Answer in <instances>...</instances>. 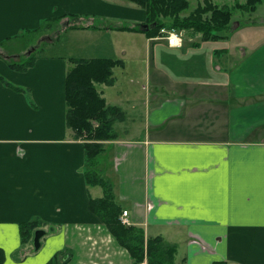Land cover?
Listing matches in <instances>:
<instances>
[{"label":"crops","instance_id":"crops-1","mask_svg":"<svg viewBox=\"0 0 264 264\" xmlns=\"http://www.w3.org/2000/svg\"><path fill=\"white\" fill-rule=\"evenodd\" d=\"M54 18H61L56 27ZM145 20L144 11L122 0H0L3 264H47L61 251L69 253L67 264H134L90 211V200L104 190L86 182L85 141L68 125L65 98L73 60H122L127 69V50L120 43V53L112 47L85 58L43 54L72 30L94 27L108 39L131 34L117 26ZM145 32L132 33L143 35L147 48L160 43L169 56L191 51L196 62L190 71L184 63L172 72L148 68L145 75L115 68L112 86L97 85L107 104L124 112V104L135 109L133 85L146 91L144 136L107 141L102 154L116 201L131 225L176 246L177 263L264 264V39L238 40L233 53L193 39L172 48ZM216 55L228 69L214 62ZM30 59L35 64L25 70L10 66ZM168 122L176 125L174 136L163 131ZM34 219L46 224L39 249L21 241L20 225Z\"/></svg>","mask_w":264,"mask_h":264},{"label":"trees","instance_id":"trees-1","mask_svg":"<svg viewBox=\"0 0 264 264\" xmlns=\"http://www.w3.org/2000/svg\"><path fill=\"white\" fill-rule=\"evenodd\" d=\"M142 7L147 14L146 21L140 26H117V31L139 32L149 26L151 29L145 34L148 38L156 37L158 31L167 26L161 16L168 17L170 7L178 9L186 8L185 0H126ZM263 0H247L245 9L247 12H256ZM162 8V13L159 11ZM211 11L210 18L203 20V15ZM160 14V16L158 15ZM175 16V15H174ZM172 17V16H170ZM168 17V18H170ZM73 19V18H71ZM61 18L52 19L51 25L56 27ZM232 21V11L229 8H218L212 5L200 7L196 13L186 20L185 23L201 33L205 38H216L215 31L228 29ZM46 27V24H45ZM189 26H185L188 28ZM43 27L38 29L42 32ZM171 28L181 31L182 22L176 21ZM35 64V59L28 62H10L12 68L25 70ZM74 66L66 78L65 98L68 107L67 122L75 132L79 140L85 141L86 168L85 179L89 186H100L104 190V196L100 199L90 200V211L95 214L117 242L124 247L131 256L134 264H178L176 262L177 248L175 245L166 243L162 237L146 238L143 228L138 226H126L122 224L120 216L122 207L115 198L112 182L107 179L101 169H98L99 157L105 153V143L118 139L115 125L124 119V110L119 106L108 105L100 95L97 85H110L115 82L113 72L116 67H124V61L96 58L73 60ZM46 224L41 220H31L20 225L21 241L23 245L34 241L35 233L38 232L39 240L37 247H41L47 234L43 228ZM38 248V249H39ZM5 261V253L0 248V264ZM47 264H67L64 252L57 253Z\"/></svg>","mask_w":264,"mask_h":264},{"label":"rangeland","instance_id":"rangeland-1","mask_svg":"<svg viewBox=\"0 0 264 264\" xmlns=\"http://www.w3.org/2000/svg\"><path fill=\"white\" fill-rule=\"evenodd\" d=\"M122 1L126 2L128 6H131L136 10L144 11L146 14V11L142 7L126 0H122ZM185 1L187 2L186 8L178 9L175 7H170L168 11L169 12L168 17L170 16L172 17L168 18L161 16V19L165 21L167 26L172 27L173 23H176V21L182 22L184 28H181L180 30L184 35L185 42L188 41L189 39L198 40V42H202V44L209 43L207 44V46L214 47L215 49H219L222 48V46H224L227 47L231 52L238 53L239 51L236 49L238 40L239 41L243 40L252 45L256 43L258 40L264 39V0L258 6L256 12L254 13L247 12L245 11V9L242 8V7L246 8L247 0H185ZM207 5H212L218 8H229L232 11V21L230 27L228 29L215 31L214 34L217 35L216 38H212V37L205 38L201 33H198V31L190 27L189 24L185 23L186 20L190 18L194 13H196L200 7H207ZM160 10L161 11L159 12L161 14L162 8ZM211 13H212L211 11L204 13L203 20L210 18ZM160 14L158 15L160 16ZM146 18H147V14H146ZM144 22L141 23L135 22L134 24L135 26H140L144 24ZM185 26H189V27L185 28ZM59 27L62 26L59 25ZM171 27H165L163 29L167 31L175 29ZM142 28L143 27H141V30H144ZM95 29L93 27V29L84 30V31L72 30L70 33L71 37H65V38L62 37L59 45H55V47L54 46L49 47L47 45L46 46L47 48L45 49L44 51L45 53L43 55H47L51 53H55V54L60 53V54L68 55L69 57L72 56V57L85 58V57H91V55L104 54L100 52L101 49L103 52L108 53V51H106L105 48L112 49V47H115L116 52L120 53L121 51H124L119 49L121 43L124 45V47L127 50L129 62L125 60L128 63L127 69H121V67H116V72L120 73L122 71H128L133 75H140L141 73L145 75L148 68H150V70L153 72H155L158 68L166 69L167 71L172 72L177 67L184 65V63L188 65L189 67L188 70L190 71L191 70L190 63L192 61L196 62V59H194L191 56V51H190V56H187L186 58L184 57L178 58L162 53L159 49L160 43L157 42L154 45L151 44V47L149 45L147 48L146 39L143 35H133L132 32L131 34L120 33V34H114L112 37H108L107 39L105 35L95 32L96 31ZM150 29L151 28L149 27L144 31L148 32ZM90 35L92 36V38H90ZM52 36H53L52 40H56L58 37V35H52ZM161 38H162V30L158 31L156 37L152 39H155L156 41L166 42ZM138 57L141 58L139 59ZM214 62H216L220 68H227V69L229 68V66H227L225 62V58L223 57V55L222 56L216 55L214 57ZM148 64H150V66H148ZM133 86L138 89L136 95L132 94V97L134 99L132 101L134 102L132 103V105L134 106L135 109H132L131 105L128 106V104H124L125 113H124L123 122H118L115 125L116 131L118 132V136L120 138H142L145 134V131L147 130V125L141 123V121L145 120L143 119V117L145 115L144 113H146V108L144 105L146 91H143L141 87H138L136 85ZM100 95L103 97L101 93ZM126 113L129 114V118L127 120H126L127 117ZM175 126L176 125L174 123L168 122L167 126L163 127V131H165V133H171L174 136L176 134V132L174 131L175 130L174 128H176ZM155 131H156L155 128L150 129V136L154 135ZM107 158H108V154L99 157L97 168L102 169V173L104 169L107 168L110 169L111 167L109 162H107L106 165L104 164ZM103 225L106 227L104 223ZM106 229L109 231L107 227ZM146 238H150V237L146 236ZM62 252H64L66 256V260L68 261L67 256L69 253H67V251H62ZM141 264H147V262H143Z\"/></svg>","mask_w":264,"mask_h":264},{"label":"built area","instance_id":"built-area-1","mask_svg":"<svg viewBox=\"0 0 264 264\" xmlns=\"http://www.w3.org/2000/svg\"><path fill=\"white\" fill-rule=\"evenodd\" d=\"M166 41L167 45L172 48H183L185 45L184 35L181 31L172 29V30H165L162 29V38ZM128 212H124L121 218L122 224L126 226H131V222L127 218ZM228 264V263H223Z\"/></svg>","mask_w":264,"mask_h":264},{"label":"water","instance_id":"water-1","mask_svg":"<svg viewBox=\"0 0 264 264\" xmlns=\"http://www.w3.org/2000/svg\"><path fill=\"white\" fill-rule=\"evenodd\" d=\"M146 29H148L149 27L148 26H145ZM39 240V234L38 232L35 233V238H34V243H35V247L36 249L39 248L36 246V242Z\"/></svg>","mask_w":264,"mask_h":264}]
</instances>
